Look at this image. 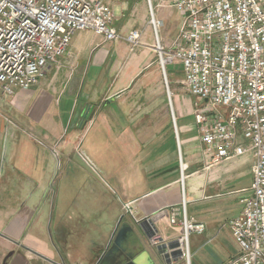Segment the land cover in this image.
<instances>
[{"label":"crops","instance_id":"0c3cea01","mask_svg":"<svg viewBox=\"0 0 264 264\" xmlns=\"http://www.w3.org/2000/svg\"><path fill=\"white\" fill-rule=\"evenodd\" d=\"M108 1L114 13L111 26L119 33L120 39L106 41L91 31L78 32L73 36L68 52L61 56L68 58L67 61H57L59 57L47 68H54L49 77L46 76V69L36 85L28 89H17L13 95L0 92V264H73V254H62L58 245V242L63 241L65 218H92L85 201L73 207L75 213L70 208L73 204L65 208L57 204L56 194L61 193V185L72 188L68 187L71 182L63 179L73 174L83 177L80 188L88 189L87 194H92L94 198L93 193L102 190L113 201L117 211L111 216L110 231H114L118 222L150 218L158 235L165 241L174 239L165 226L168 223L172 225L171 213L179 211L181 201L189 202L188 205L195 208V214L190 215L205 225L207 248L210 247L208 251H216L217 254L213 255L220 256L216 257L217 264H224L233 257L221 253L225 239L232 237L226 223L241 212L242 199L250 194V185L233 187L235 191L246 192L238 201L236 195L226 197V194L220 192V175L214 174L211 183L199 181L194 177L196 172L186 176L183 174L182 180L177 168L176 145L172 140L167 146L169 157L155 152L153 159L146 163L140 146L138 149L123 147V150H117L115 156L110 153L105 157L106 165L100 176L84 169L79 160L75 162V167H79L75 170H65L61 175L59 170H55V158L50 149L53 146L52 140L47 137L46 130L66 126L70 122L65 118L68 114L73 112L74 129L76 115L82 113L85 107L99 109L100 105V109H132L134 104H141L147 99L149 106L159 105L164 109L162 103L165 96L157 88V63L153 48L155 42L150 37L152 29L148 23L146 0ZM150 2L155 8L156 18L162 22L159 42L168 48L182 25V17L168 2L163 6L160 5L161 0ZM133 30L141 34L140 44L134 48L124 38ZM51 86L54 87L53 91ZM58 98L73 101V109H60ZM192 102L193 97L188 93L186 103L190 109H184L180 100L175 104L179 143H182L185 152H188L186 150L189 149L190 139L197 137L198 133L192 115ZM118 113L121 114L120 111ZM54 114L58 117L55 118ZM115 122H105L109 126L108 130L110 123L114 126L116 124L118 129L122 128L119 121ZM169 124L168 121L162 122L160 126L158 123L157 126L150 123L149 127L156 132L166 129L170 131ZM167 136L172 137L171 133H167ZM117 140L119 147L130 145L128 143L133 141L120 137ZM155 140L151 142L157 147ZM197 140H200V136ZM110 142L106 138L103 143L108 151ZM83 158L86 161L90 157L85 155ZM142 179H152L154 185L142 189ZM186 179L191 180L188 190ZM201 186L203 199L197 202L196 194ZM206 190L208 194H205ZM81 193L83 191L76 190L74 199ZM125 204H128L129 211L124 209ZM198 207L201 209L197 210ZM136 234L140 239L136 251L145 249L156 260H161L151 252L144 235L141 232ZM194 253L198 264H211L208 255H199L198 249Z\"/></svg>","mask_w":264,"mask_h":264},{"label":"built area","instance_id":"2783aa9c","mask_svg":"<svg viewBox=\"0 0 264 264\" xmlns=\"http://www.w3.org/2000/svg\"><path fill=\"white\" fill-rule=\"evenodd\" d=\"M163 1L179 12L182 25L170 49L164 48L158 39L162 22L148 0L155 51L164 77L167 64L182 66L206 167L252 157L250 194L228 222L240 252L224 264H264V0ZM113 19L108 0H0V92L13 95L37 83L68 52L77 31L118 40ZM140 37L132 31L125 40L134 48ZM177 215L171 213V224ZM182 227L180 260L190 264L184 234H201L205 225L184 215Z\"/></svg>","mask_w":264,"mask_h":264},{"label":"rangeland","instance_id":"374dc122","mask_svg":"<svg viewBox=\"0 0 264 264\" xmlns=\"http://www.w3.org/2000/svg\"><path fill=\"white\" fill-rule=\"evenodd\" d=\"M165 2L166 1L161 0L160 5L163 6ZM146 3L149 13L148 0H146ZM153 9L155 12V8ZM149 21H150V15H149L148 23ZM133 31H137V30H133ZM78 32H82V31H77L76 33ZM150 37L152 39V42L156 43L153 32L150 33ZM155 43L153 47L154 50H156ZM167 49L170 48L168 47ZM155 54H156V63H157V76H158L157 88L159 91H161V93H163L162 94L163 97L165 96V100L162 103V105L164 104V109L159 107V105L157 107L149 106L147 104L148 101L147 99H145V101L141 104H137V103L134 104L135 106L134 107L132 106V109H100V105H99V109H91L85 107L82 113H78L76 115L77 118L75 120L76 125L74 129H73V112L72 114H68V116L67 117L65 116V118L70 122L66 126H62L61 128L56 130L53 129L46 130L48 133L47 137H49V139L52 140L53 146L50 149H51V154L55 158L54 161L55 170H59L58 172H61L60 175L65 170L68 169L75 170L76 168H79V167H75L76 164L75 162H78L77 160H79L80 165H82L84 169H87L89 171H94L96 172L95 174L100 176L102 168L105 167L106 165L105 157H107L108 154L111 153L112 156L113 155L115 156L117 155V150L119 149L122 150L124 148L138 149L139 148L138 146H140L143 161H145L144 163H146L147 160L153 159L155 152H158V154L163 157L168 155L170 153V150L169 148H167V146L170 145L169 141L172 140V142L175 143L176 145L175 155L178 162L177 168H178V172H180V175L183 176L184 174L186 176L191 172H196L194 177H197L201 182L205 181L207 183L208 182L211 183L210 181L214 174L220 175L222 176L221 177L222 184L220 188H218L220 192L222 194H226L227 195L226 197L228 196L230 197L231 195H236L237 200L238 201L241 200L246 195L245 194L246 192L235 191L233 190V187L234 188L240 186L248 187L250 185V182L252 180L251 155H244L237 158L229 159L221 162L218 165H213L207 168L206 165L208 164V160L205 158L203 154V149H202L203 146L201 142H199L200 140L199 141L197 140L199 139V133H197V137L194 138L192 137L190 139V144L188 145L189 149L186 150L188 152H185L182 143L178 144L180 134H178L179 128H177L178 120H177L176 105H175L177 100H180L184 109H190L189 105H187L186 103V99L188 98V90L183 81L182 66L178 61L167 64L165 66L164 70L167 75V85H166L164 81L163 70L159 65L156 51ZM67 59L68 58L61 57L60 59L58 60L56 59V60L62 62V61H67ZM53 70H54L53 66L47 69L45 72L46 76L49 77V75L53 72ZM37 83H35L34 85H36ZM50 89L51 91H53L54 87L51 86ZM167 89L168 91H170V98L168 97ZM57 90H59V85L57 86ZM72 90L73 89H71V92ZM57 103L60 104L58 105L60 109H66V110L73 109V101H69L68 98H62L61 100L60 98H58ZM118 110L120 111L121 114L118 113L119 112ZM172 113L174 115L175 124H177L176 128L174 127L173 124ZM108 116L110 117V119ZM57 117L58 115H55V118ZM112 121H116V122L119 121L122 128L118 129V126L116 124L114 126L110 123L109 124L110 128L108 130L109 126L105 124ZM167 121L170 123L169 124L170 131L166 129L165 131L160 130L159 132H156L154 129H150L149 127L150 123L151 124L155 123V126H157L158 123V125L160 126L162 122H167ZM175 132H177L178 134V140L176 139ZM167 133L168 135L171 133L172 137L167 136ZM119 137L123 139L124 138L133 139V141H130L128 143L130 145L119 147L117 142L118 141L117 139ZM106 138L111 140L109 151L108 148L105 149V145L103 144ZM154 140L155 143H157V147L155 146L156 148L154 147V143H153ZM150 143L153 144L150 146ZM85 155H88L90 157L89 160L86 158L85 161V159L83 158ZM169 155L167 157H169ZM73 157L75 161H73ZM111 165L112 164H110V166ZM181 168H183L184 173L181 172ZM83 180H84L83 177H80L79 175L76 174H73V176H71L70 178L69 177L64 178L63 181L71 182V184L68 187H72V188H67L61 185V189H60L61 193L56 194L57 204L60 203L61 207L64 208L69 204H73L70 208H72L73 213H75L73 207L76 206V204L79 205V203L85 201L88 204L89 212L92 213L91 216L92 218L88 220L82 218H75L74 216H71L70 218H65L63 241L58 242V245L60 246L59 248L61 249L62 254H65L66 252L73 254V264H96V262L104 255V250L110 241L111 232L113 231V229L110 231V227L112 224L111 216L113 212H116L117 210L113 201L107 198V194L105 193V191L102 190H99L100 192L95 191L93 193L94 194V198H93L92 194H87L88 189L82 190L84 188H80V184H82ZM153 182L154 181L152 179L149 180L142 179V189H147L151 185H154ZM190 182H191L190 179H186L187 190L189 188ZM211 185L212 184H210V186ZM58 186H60V184ZM65 188L67 189L63 190ZM76 190L83 191V193L78 194V197L74 199L75 196L74 192ZM202 190L203 187L201 186L199 188L198 194H196L197 202H200V199H203V193H201ZM207 192L208 191L206 190L205 194H208ZM95 197H97L98 199H95ZM188 203L189 202L187 201L185 202V200L184 201L182 200L179 206L180 207L179 211H177L178 212L177 223L175 225L173 224L170 225L168 223L165 226V228L169 231L171 236L175 237L174 239H178L181 235H183L182 222L184 215H186V219L188 221L191 222L198 221L197 218L190 215L195 212V208L192 207L191 204L188 205ZM200 209L201 207H198L197 210ZM229 220L226 223L227 228H228ZM207 240H208L207 236L204 234V232L201 234H197V233L189 234L188 244L191 254L190 257L191 264H198L197 261L195 260V253H194L195 249L199 250L198 253L199 255L200 254L208 255L211 264L218 263L216 257L219 258L220 256L217 255L215 257L214 255H216L217 253L216 251H213V249H211V251H208L210 247L207 248L209 246ZM134 249L137 250V246L134 247ZM130 251L133 250L130 248ZM239 252L240 249L236 244V242L234 241V239H232V237L226 238L225 247L223 248V251L221 253H223L224 256H229L231 254L234 257L237 256ZM147 253L148 254L143 253L139 257H136V262H138L141 259L145 264H166L163 260L158 261L156 260L154 255L152 256L149 252ZM197 257L199 258V256ZM175 264H185V262L179 259L177 262H175Z\"/></svg>","mask_w":264,"mask_h":264},{"label":"water","instance_id":"95a60500","mask_svg":"<svg viewBox=\"0 0 264 264\" xmlns=\"http://www.w3.org/2000/svg\"><path fill=\"white\" fill-rule=\"evenodd\" d=\"M169 97V96H168ZM173 124H175L174 115ZM176 134V132H175ZM177 138V136H176ZM183 180V176L181 175ZM138 232H141L148 240V246L153 254H156L158 258L163 260L166 264H172L177 262L181 255L180 243L178 239H171L165 241L160 235H158L157 228L153 224L150 218H143L140 220L133 219L132 222H118L112 233L111 240L108 245V252H113L112 260L109 264H145L143 260L136 262V257H139L143 253L148 254L147 250L136 251L137 243H140ZM135 244V245H134ZM138 246V245H137ZM130 248L133 251H130Z\"/></svg>","mask_w":264,"mask_h":264},{"label":"flooded vegetation","instance_id":"af4514ba","mask_svg":"<svg viewBox=\"0 0 264 264\" xmlns=\"http://www.w3.org/2000/svg\"><path fill=\"white\" fill-rule=\"evenodd\" d=\"M108 249L109 248L107 247L104 255L102 256V258H101V260L99 261L98 264H109L110 263V261L112 260L113 252H111L108 255H106L107 252H108ZM113 264H116V262L113 261Z\"/></svg>","mask_w":264,"mask_h":264},{"label":"bare ground","instance_id":"6f19581e","mask_svg":"<svg viewBox=\"0 0 264 264\" xmlns=\"http://www.w3.org/2000/svg\"><path fill=\"white\" fill-rule=\"evenodd\" d=\"M151 7H152V10H153V14H155V13H154V9H153L152 4H151ZM165 74H166V73H165ZM165 74H164V75H165ZM164 78H165V80H166V79H167V75H165ZM168 95H169V97H170V91H169ZM174 127L176 128V124H174ZM175 128H174V129H175ZM176 136H177L176 139L178 140V134H177V132H176ZM178 144H179V140H178ZM181 172H182V168H181ZM183 239H184V243L187 244V243H188V235L184 234V238H183ZM187 245H188V244H187Z\"/></svg>","mask_w":264,"mask_h":264}]
</instances>
